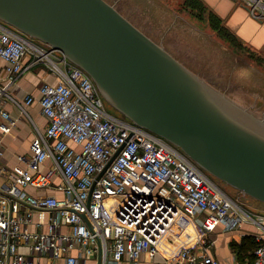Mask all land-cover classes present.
Listing matches in <instances>:
<instances>
[{"label": "built area", "instance_id": "built-area-1", "mask_svg": "<svg viewBox=\"0 0 264 264\" xmlns=\"http://www.w3.org/2000/svg\"><path fill=\"white\" fill-rule=\"evenodd\" d=\"M247 1L252 15L264 20V0ZM25 57L45 62L57 80L38 88L47 124L34 152L28 158L19 155L25 164L9 169L0 183V264H80V257L94 255L100 264L142 254L153 258L164 234L176 246L175 236L189 225L197 234L180 244L175 264H220L210 251L211 234L236 230L255 245L249 257L235 264H264V210L244 207L178 146L108 111L83 68L49 45L33 44L1 20L0 58L7 65L0 85V157L2 139L14 125L1 100L13 99L7 88L26 67ZM35 99L27 93L22 103L14 101L24 111ZM48 159L52 163L43 170ZM57 173L60 183H54ZM28 186L53 187L64 195H34ZM34 210L49 213L46 230L29 228ZM62 226L67 230L61 231Z\"/></svg>", "mask_w": 264, "mask_h": 264}, {"label": "water", "instance_id": "water-1", "mask_svg": "<svg viewBox=\"0 0 264 264\" xmlns=\"http://www.w3.org/2000/svg\"><path fill=\"white\" fill-rule=\"evenodd\" d=\"M0 20L83 68L106 102L135 124L178 146L211 176L264 202V116L209 84L112 4L0 0ZM82 216L90 225L88 214Z\"/></svg>", "mask_w": 264, "mask_h": 264}, {"label": "rangeland", "instance_id": "rangeland-1", "mask_svg": "<svg viewBox=\"0 0 264 264\" xmlns=\"http://www.w3.org/2000/svg\"><path fill=\"white\" fill-rule=\"evenodd\" d=\"M105 1L209 84L256 115L264 116V44L257 46L240 38L227 27L225 19L217 21L211 16L214 11L206 3L205 7L191 9L185 0ZM234 4L246 5L248 1L234 0ZM262 21L248 27L258 42H264ZM28 38L43 49L48 47L36 38ZM106 107L122 115L108 102ZM216 180L244 207L258 212L264 210V202ZM231 247L235 250V253L232 251L235 260L242 261L251 255L250 247Z\"/></svg>", "mask_w": 264, "mask_h": 264}, {"label": "crops", "instance_id": "crops-1", "mask_svg": "<svg viewBox=\"0 0 264 264\" xmlns=\"http://www.w3.org/2000/svg\"><path fill=\"white\" fill-rule=\"evenodd\" d=\"M206 4L212 7L213 11L222 19L226 20L227 27L231 31L235 32L240 38H244L254 45L260 46L264 42H258L255 39L253 30H249L250 24L257 25V23L263 22L256 19L250 12L244 7V5L236 6L234 0H203ZM51 56L56 60L58 59V52H50ZM24 70L17 76L14 82L7 88V92L11 94L10 98H2L1 104L4 109L9 111L11 117L14 119V125L11 130L6 133L2 139L3 154L0 157V183L4 181L6 173L9 169L16 165H24L25 162L19 158V155L28 158L34 152L35 142L39 138V133L43 132L47 118L41 112L38 97L39 85L44 81L55 82L57 80L56 74L50 70L45 62L37 61L32 62L28 57L24 58ZM7 62L0 58V85L5 83ZM27 93H32L36 99L25 107L22 111L20 107L15 103L23 102L24 96ZM52 163L51 159L46 160L41 168L44 170ZM54 183H60L62 177L60 174L53 176ZM26 190L34 195H42L45 193L55 194L58 197H62L64 194L61 190H57L53 187L39 188L35 186H28ZM49 213L47 211L34 210L32 223H29L31 229L46 230L48 226ZM40 224H37V223ZM67 230L66 226L61 227V231ZM180 234V233H179ZM173 236V235H172ZM177 242H179L178 237ZM214 239V244L211 247L212 254L218 258L220 264H234L235 257L231 247L232 240L240 243L244 235L240 230L235 232L216 231L211 234ZM182 242L174 243L167 239V234L162 236L159 241L160 252L153 258H149L147 255L142 254L135 260H121L113 264H175L176 251ZM233 251V252H232ZM75 252V250H74ZM80 264H100V258L96 255L80 257Z\"/></svg>", "mask_w": 264, "mask_h": 264}, {"label": "trees", "instance_id": "trees-1", "mask_svg": "<svg viewBox=\"0 0 264 264\" xmlns=\"http://www.w3.org/2000/svg\"><path fill=\"white\" fill-rule=\"evenodd\" d=\"M188 1H190V2H188ZM185 3L191 9H197V8L205 7L204 6L205 2L203 0H185ZM211 16L214 17L217 21L221 19L215 12H214V14L211 13ZM212 25H213V27H216L213 23H212ZM231 244L234 246V248L240 247L242 249L244 247L245 248H247V247L252 248L255 245V242L252 240V237L244 236L240 243L231 242Z\"/></svg>", "mask_w": 264, "mask_h": 264}, {"label": "bare ground", "instance_id": "bare-ground-1", "mask_svg": "<svg viewBox=\"0 0 264 264\" xmlns=\"http://www.w3.org/2000/svg\"><path fill=\"white\" fill-rule=\"evenodd\" d=\"M196 234H197V231L194 229V227L189 225V226H187V227H185L183 229L181 234H179L178 240H179V242H184V241H186L187 239H189L190 237H192V236H194Z\"/></svg>", "mask_w": 264, "mask_h": 264}]
</instances>
